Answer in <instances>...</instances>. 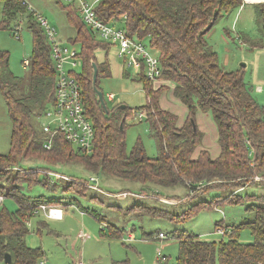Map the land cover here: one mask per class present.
<instances>
[{"label": "trees", "instance_id": "16d2710c", "mask_svg": "<svg viewBox=\"0 0 264 264\" xmlns=\"http://www.w3.org/2000/svg\"><path fill=\"white\" fill-rule=\"evenodd\" d=\"M241 2V0L98 2L95 10L104 23L113 25L122 21V30L126 35L143 41L156 55L161 67L159 79L173 83L174 97L179 99L189 112L186 122L177 127L176 116L160 109L158 105L161 87L153 89V83L140 71L145 82L147 103L138 110L145 112L144 118L149 131L157 141L159 151L157 156L149 157L141 141H137L130 151H126L125 119L131 115L132 109L125 105L123 110H119L117 105L111 110L106 108L105 112L93 92L92 63L97 68V89L98 76L110 74L108 63L106 61L97 63L94 52L110 44L95 39L82 20L76 16L77 10L73 4L67 6L66 18L76 29L75 38L70 41H73L72 44L74 42L80 44L79 57L82 61L80 78L83 84L84 107L94 128L93 147L90 153L81 152L60 135L54 136L50 149L43 147L44 136L39 119L52 101L55 79L49 44L36 20L35 11H29L21 0H0L3 15V19H0V28L6 27L2 22L12 19L16 21L19 16L26 15V25L31 34L32 44L31 59L27 64L28 74L23 78L15 76L9 70L8 53L0 50V90L11 122L9 150L5 154H0V188L7 174L13 175L8 171L11 168L16 169L13 183H9L12 190L3 194L14 200L16 209L14 212L7 209L0 211V264L4 263L5 253L11 257L10 264H44L41 260L43 251L30 248L25 242L28 220L41 211L40 205H69L60 200H47L43 196L31 199L23 195L18 187L23 181L41 183L43 186H51L52 189L55 188L56 182L51 183L53 182L51 177L55 172L51 173L47 167L23 166L20 157L26 158L30 155L49 165L76 162L95 175L103 174L109 178L145 184L143 190L151 189L150 185L163 188L180 185L194 194L199 192L202 186L204 195L212 191L223 193L222 190L233 186L243 188L241 181L251 180L258 174L264 179V104L252 96L250 87L244 81L243 70L223 68L218 62L217 53L205 39L206 33L221 16V12L230 14L239 8ZM254 5L255 16L261 22L264 31V3ZM215 9L218 10L217 16L211 27L205 30ZM17 12V16H13ZM238 37L244 39V36ZM245 42L256 47L247 39ZM196 110L209 112L215 124L220 149L215 159H212L206 150L200 151L197 159L192 158L203 137L193 119ZM38 123L39 128L36 127ZM45 170L47 172H44ZM39 173L43 175L41 180L38 178ZM67 182H63L65 184L62 186L63 190L69 188ZM74 182H80L77 184L83 189V193L88 190V186H92L81 180ZM252 184L264 186V181ZM73 192L81 193L80 190ZM248 197L255 198L246 208L253 217L229 230L226 240L209 241L201 239L196 234L181 233L174 229L171 234L178 241L176 264H264V196ZM240 198L241 195L236 194L234 198L222 197L220 201L236 203ZM189 199L196 201L197 197L190 196ZM205 206L210 204L200 198L190 207L197 209ZM152 210V215L165 216L164 211L160 215L156 213V209ZM86 212L91 213L98 222L102 220L95 211ZM38 226L40 231L46 224L42 221ZM217 226L219 228L221 224ZM243 226L250 230L252 241L239 240L238 231ZM109 233L110 236L119 237L121 231L112 225ZM145 236L150 237V234ZM111 264L128 263L121 260L112 261Z\"/></svg>", "mask_w": 264, "mask_h": 264}, {"label": "rangeland", "instance_id": "374dc122", "mask_svg": "<svg viewBox=\"0 0 264 264\" xmlns=\"http://www.w3.org/2000/svg\"><path fill=\"white\" fill-rule=\"evenodd\" d=\"M86 1L96 8L100 0ZM27 3L35 13L43 15L56 29V37L61 43L70 49L74 48L77 52L80 51V44L78 42L72 44L73 41H70L75 38L76 29L66 18L67 6H70L68 3L64 0H27ZM254 10L255 5L246 4L239 6L230 14L221 12V16L206 33L205 39L217 53L218 62L223 68L243 70L244 81L250 87L252 96L259 103L264 104V31ZM17 14L18 12L13 16L16 17ZM76 16L82 20L80 13L77 12ZM0 19H3L1 10ZM2 25L6 27L0 28V50L8 53L9 70L15 76L23 78L28 74V66L24 65V61L30 60L32 54L31 34L27 29L26 15L19 16L16 21L12 19L2 22ZM113 26L122 29L123 23L115 22ZM14 33L19 35V39L15 38ZM238 36H244L245 40L252 42L256 47H252L250 43H246ZM95 39L102 41L98 35H95ZM94 56L97 63L106 61L109 65L110 74L108 76L100 74L97 82L105 107L111 110L117 105H126L132 109L131 115L125 119L126 151H130L137 141H141L147 156H157L158 144L149 131L146 119L142 117L139 120L136 115L140 112L138 108L147 103L145 82L140 75L139 66L125 67L122 59L117 56V47L114 45L107 44L97 49ZM74 70L80 73L82 66L78 65ZM152 83L153 89L161 87L158 97L160 109L174 114L177 127H181L186 122L189 112L186 106L174 97L173 83L160 79ZM109 94L114 96L112 101L107 99ZM193 119L198 130L203 133V137L200 146L193 152L192 158L197 159L200 151L203 150H206L212 159L217 158L220 149L211 114L196 110ZM43 121L40 117L39 123ZM39 123L36 126L38 128ZM10 133V117L0 90V154H5L9 150ZM20 159L23 166L47 167L51 173L55 172L51 177L53 181L51 183L56 182L55 188L52 189L51 186H43L41 183L23 181L18 184L23 195L31 199L43 196L47 200L69 203L68 206L60 204L61 219L47 218L42 211H38L28 220V234L25 242L28 247L43 251L41 260L44 264H77V262L111 264L112 261L121 260H126L128 264H176L178 241L171 234L174 229L181 233L196 234L201 239L209 241L226 240L229 230L253 217L246 208L255 198L248 196H264V186L252 184L264 181L260 174L253 176L251 180L241 181L243 188L233 186L222 190L223 193L212 191L203 195L205 192L202 186H200L201 189L197 187L200 190L194 194L180 185L167 188L150 185L151 189L143 190L145 184L109 178L103 174L95 175L76 162L49 165L30 155ZM15 171L16 169L11 168L8 172H12L13 175L7 174L4 182L1 183L0 211L7 209L14 212L16 209L14 200L11 197H5L6 194L3 195L12 190L9 183H13ZM38 178L40 180L43 178L42 173L38 174ZM89 179L95 180V183H90ZM77 180L96 185L98 189L88 186V190L83 193V189L77 184L80 182H74ZM64 181H68L69 186L65 190L62 188L65 185ZM14 184H12L13 187ZM79 190L81 191L79 194L73 192ZM118 193L123 196L128 193V196L117 198ZM236 194L242 197L239 202L220 201L222 197L231 199ZM190 196L197 197L196 201L202 198L210 206L191 209L190 206L196 201L189 199ZM113 202L121 208L107 206ZM152 209H156V213L160 215L164 211L165 216L152 215ZM86 210L95 211L102 220L98 222ZM42 221L45 222L46 227H41L39 231L38 225ZM218 224H221V227L218 228ZM112 225L121 231L119 237L110 236ZM217 228H221L225 234H219ZM82 231L88 237L82 238L79 235ZM128 231L134 235V238L128 237ZM158 232H163L166 238L157 239ZM148 234L150 237L145 236ZM238 237L243 242L253 240L250 230L245 226L239 229ZM158 250L160 255L165 256L164 259L157 257Z\"/></svg>", "mask_w": 264, "mask_h": 264}, {"label": "built area", "instance_id": "2783aa9c", "mask_svg": "<svg viewBox=\"0 0 264 264\" xmlns=\"http://www.w3.org/2000/svg\"><path fill=\"white\" fill-rule=\"evenodd\" d=\"M68 4L76 5V10L82 16V22L89 29L90 33L98 35L103 41L117 47V56L122 59L125 67L139 66L144 77L154 82L159 79L161 67L158 58L151 52L147 45L134 37L126 35L125 31L116 28L111 24L104 23L86 0H64ZM99 0H95L98 2ZM241 5L264 3V0H241ZM27 5L29 11H33L27 0H21ZM36 20L42 28L50 48V54L55 71L52 101L48 108L42 113L43 122L40 123L44 136L43 147L50 149L55 135H60L65 141L84 153H90L93 147L94 128L84 107L83 84L80 78L81 72L74 70L78 65L82 66L79 52L74 48L70 49L61 43L56 37V29L49 24L43 15L35 13ZM16 39L19 35L14 33ZM28 60L24 61V65ZM112 94L107 95L108 100H112ZM145 117V112L137 113L140 120ZM89 179L90 183L95 180ZM91 188L98 189L96 185ZM2 197H0V200ZM39 209L47 218L61 219L62 209L60 205H40ZM38 209V210H39ZM29 225V223H28ZM219 234L224 235V231L218 229ZM84 237V236H83ZM166 235L163 232L157 234V239L163 240ZM157 257L164 259L157 251ZM77 264H83L77 262Z\"/></svg>", "mask_w": 264, "mask_h": 264}, {"label": "water", "instance_id": "95a60500", "mask_svg": "<svg viewBox=\"0 0 264 264\" xmlns=\"http://www.w3.org/2000/svg\"><path fill=\"white\" fill-rule=\"evenodd\" d=\"M217 13H218V10L215 9L213 12V15H212V19H211L210 23L206 26L205 30H208L211 27L213 21L215 20V18L217 16ZM92 70L93 71H92V80H91L92 82L91 83H92L93 92L96 94L97 99H98L100 105L102 106V108L105 110V112H107L102 93L96 88L97 68H96V65L94 63H92ZM124 108H125V105H119L117 107V109H119V110H123ZM3 262H4V264H10L11 257L8 253H5Z\"/></svg>", "mask_w": 264, "mask_h": 264}, {"label": "crops", "instance_id": "0c3cea01", "mask_svg": "<svg viewBox=\"0 0 264 264\" xmlns=\"http://www.w3.org/2000/svg\"><path fill=\"white\" fill-rule=\"evenodd\" d=\"M121 193H123V192H121ZM121 193H118V195H117V198H125L126 196H128L127 194L128 193H126V196H123V195H121ZM134 194V193H133ZM137 195H139L138 193H137ZM115 202H113V203H110L109 205H107L109 208H113V207H115V208H117V209H119V208H121V206H119V205H117V204H114ZM101 231V230H100ZM130 231H128V237H133L134 235L132 234V233H129ZM79 235H81V237L82 238H85V237H88V235H84L83 234V231H82V233L80 234L79 233ZM84 236V237H83ZM134 238V237H133ZM130 242V241H129Z\"/></svg>", "mask_w": 264, "mask_h": 264}]
</instances>
